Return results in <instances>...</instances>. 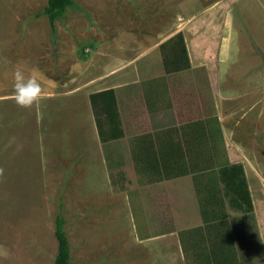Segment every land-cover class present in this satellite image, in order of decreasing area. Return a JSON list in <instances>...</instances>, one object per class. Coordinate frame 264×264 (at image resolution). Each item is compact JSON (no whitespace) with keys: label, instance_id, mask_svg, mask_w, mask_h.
Wrapping results in <instances>:
<instances>
[{"label":"rangeland","instance_id":"obj_1","mask_svg":"<svg viewBox=\"0 0 264 264\" xmlns=\"http://www.w3.org/2000/svg\"><path fill=\"white\" fill-rule=\"evenodd\" d=\"M47 3L0 0V264H55L58 214L66 220L72 264H181L178 221L205 220L195 204L183 206L184 199L193 201L187 198L193 195L187 181L181 182V201L175 186L167 191L163 184L146 185L132 165L129 138L102 143L103 153L87 139L66 141L72 138L69 131L87 134L90 128L82 111L76 116L75 105L66 114L65 101H57V95L72 93L87 109L91 93L99 89L161 74L158 44L180 32L194 61L203 51L210 57L227 54L222 79L230 74L239 81L229 84L235 93L223 105L222 122L233 142L231 159L243 166L253 212L246 216L226 196L215 209L226 215L222 220L234 233L241 263L264 264V0H74L56 20L55 31L41 14ZM148 54L158 62L149 61ZM128 61L131 73L124 72ZM16 67L41 80L38 105L16 104ZM205 80L202 70L181 71V125L214 116ZM134 86L136 112H123L127 133L148 127L138 108L142 89ZM218 145V160L229 161L224 139ZM213 170L198 174V183L217 178ZM193 186L197 192L202 188ZM218 187L223 191L222 184ZM140 209L144 214H137ZM166 230L176 233L165 244L138 239ZM184 257L185 264L196 263Z\"/></svg>","mask_w":264,"mask_h":264},{"label":"trees","instance_id":"obj_2","mask_svg":"<svg viewBox=\"0 0 264 264\" xmlns=\"http://www.w3.org/2000/svg\"><path fill=\"white\" fill-rule=\"evenodd\" d=\"M73 5L74 0H48L41 14L47 16L52 31L56 29V20ZM160 46L163 50V66L167 73L190 68L189 57L181 32L175 34ZM90 103L101 142L106 144L111 140L120 138L122 136L121 121L114 89L109 88L91 93ZM221 139L222 133L217 118L184 123L181 125V173H167L168 170H176L177 167L168 169L162 165L160 169L164 171L162 177L165 178L193 174L195 179L200 176L198 174L205 170L214 169V174H218L217 177L223 185V191H218L217 187L212 184H202L201 190L206 192L203 202L207 203L206 206L210 210L203 215L205 225L180 233L185 256L191 258V261L197 264H242L236 253L234 233L230 231V224H228V221L222 220L226 215H222L219 210L214 209L217 204L222 205L225 196L230 197L232 207L238 211H243L246 216L250 217L253 212L251 195L243 166L229 164L227 159L224 162L218 160L220 150H222L218 145ZM140 141L143 145L141 148L139 147L140 152L138 154L143 160L149 163L152 162L149 166L152 171L159 168L153 165V161L160 164L165 158H176L179 154L177 151L169 150V147L166 148V151H163L161 147L149 148L145 145V138ZM172 148L173 146H170V149ZM223 154L226 157L224 147ZM216 190L218 192H215ZM65 224V218L58 214L55 220V237L58 242L55 264H72L71 246L66 234Z\"/></svg>","mask_w":264,"mask_h":264},{"label":"crops","instance_id":"obj_3","mask_svg":"<svg viewBox=\"0 0 264 264\" xmlns=\"http://www.w3.org/2000/svg\"><path fill=\"white\" fill-rule=\"evenodd\" d=\"M176 34V33H175ZM175 34H172L170 37H168L166 39L169 40L171 37H173ZM166 41L161 42L160 44H158V46H160L161 44L165 43ZM187 42V41H186ZM221 46L222 51L225 50L224 46L220 43L218 44V46ZM186 46L188 53V57H189V62H190V68L187 70H191V71H197V70H202L205 74H206V80H205V86L208 87L209 89V94L211 92V96L213 98L214 101V106H215V114L214 116H211L207 119H202V120H210L212 118H217L220 121L221 124V130L223 133V137L222 140L224 139L226 148L228 150L227 154L229 155V164H237L236 162H233V160L231 159V151L232 149V141L230 140L231 136L227 135L226 131L223 129L225 128V124L222 122L223 119V115H225L224 112V104H228L231 99L233 98V94L235 93L234 89V85H238L239 81H236V83L234 82L233 79H231L230 74H228L226 79H222V77H224V66H228V64L226 62L228 61H224L227 58V54L222 55L221 57H218L219 55L216 54L215 57H210V55L208 54H201V58L198 60H193L191 57V53H190V48ZM219 46V47H220ZM142 56L144 55H140L137 56L136 60H141ZM149 57V58H148ZM148 59L150 61V59H152V61H156L158 62L156 59H154V57H150V55L148 54ZM222 57H226V58H222ZM220 58V59H219ZM128 60V59H127ZM130 60V59H129ZM132 61V60H131ZM131 61H128L129 63H127V67H125V71L124 72H129L131 73V71L133 70L131 68L130 63ZM223 61V62H221ZM162 62V59L160 60L159 63ZM219 63V66H218ZM224 63V64H223ZM126 64V63H125ZM226 64V65H225ZM222 65V66H221ZM162 66H163V62H162ZM221 66V67H220ZM164 67V66H163ZM127 68H129V70H126ZM150 69V68H149ZM164 69V68H163ZM224 69V70H223ZM152 71V70H151ZM185 71V70H184ZM118 71H116L114 74H116ZM221 72V74H219ZM230 73V71H229ZM122 73H120V75H115L116 77L121 76ZM233 77V76H232ZM235 78V76H234ZM202 82V84H204ZM230 83H235L232 87L229 86ZM92 84V83H91ZM135 84H140V89L141 90V96H138V98L142 101L140 102V106L138 108H143L144 110V114H145V121L148 123V127H146V129H144L143 131L140 132H136V133H127L126 131V127L125 125L122 126V120H123V115L125 111H130V113H132V110L135 111V105L134 104V100L136 99L134 94H132L133 92V88L135 87ZM254 86H258L257 84H252L250 87L253 88ZM219 87H225L226 90H224L223 93H225L223 95V93L221 91L218 90ZM112 88L115 91L116 94V100H117V109L119 112V117H120V121H121V132H122V136L120 138L111 140L109 142H113V143H118V142H123L124 140H128L129 138V142H130V147H129V151H130V156H131V160H132V165L136 167V169L138 168V172L140 173V176L143 177L145 179V183L146 185H153V184H163L167 186V191H168V186H175L176 191L178 192V197L181 201V182H185L187 181V188L189 187L191 189L192 192V196L187 197L189 200L193 201H188L190 204L185 203V199L183 200V206L184 208H188V209H194L195 205L197 206V208L201 209V215H205V213L209 212V208L206 207V203L203 202L204 196L206 194V192H204L203 190H200L199 192H197L196 188H194L193 186V182L196 185H198V187H200L202 184L207 183V184H212L214 187H217V190L219 191V187L220 186V181H219V177H213V178H209L208 176H206V178L203 180V182L201 183V181H199L198 183V178L195 179L193 181V174L192 176H190L191 174L185 175V176H177V177H173V178H165L162 177L163 176V172L162 170H160L162 168V165L168 169H172L175 168L176 170H166L167 173L169 174L170 172H176V173H181V70L176 71V72H170L167 73L165 70H163V72L159 75L150 77L148 79H145V81L141 82L138 80H133V82L131 83H124V84H117V85H113V86H109V87H104L102 89H99V91L101 90H105V89H109ZM126 88H129L130 90H127ZM238 91V90H237ZM241 91V90H239ZM118 93L120 94V96H118ZM72 93H67L62 95L61 97H59L60 95H57V101H65V111L67 112L66 114L70 113V108L68 107L69 105H75L76 109L74 110L77 114L76 116L82 111L83 112V116L87 121V126L90 128L89 131H86L87 134L84 133V131L82 130V132H77V133H70L69 134L72 138H66V141L69 140H76V141H83L84 143L85 140L87 139V144L92 143L94 146H98L97 150L101 151L103 153V148L101 147L102 142L99 139V135L97 132V128L93 125V122L95 123V120L92 117L91 114V103H88V108L86 109L85 106L81 105L80 103L78 104V101H75V97H73L74 95ZM229 97V99H228ZM74 100V101H73ZM230 100V101H228ZM222 101L225 102L222 104ZM72 103V104H71ZM131 103V104H130ZM67 104V105H66ZM129 104V106H128ZM125 106V107H124ZM83 124V122H82ZM76 126H81V123L76 124ZM124 127V128H123ZM96 129V130H95ZM96 131V133H95ZM88 135H90V137H88ZM74 138V139H73ZM145 138L146 140V146H148L149 148L151 147H161V149H163V151H166L169 147V150L171 151H177V157L176 158H170V159H164L162 162L157 163L156 161H153V165L156 167H159L158 170L156 171H152L150 170L149 166L152 164L143 160L141 158V156L138 154L140 152V148L143 145L141 143V139ZM70 142V141H69ZM236 142V141H235ZM237 143V142H236ZM170 146H173L172 149H170ZM140 147V148H139ZM167 148V149H166ZM232 149V150H231ZM138 154V155H137ZM105 156L101 158V161H99V165L103 166L105 165ZM241 163H243V160H240ZM104 167V166H103ZM148 167V168H147ZM99 168V166H98ZM103 170V168H101ZM218 168H216L217 170ZM214 174V173H213ZM201 180V179H200ZM210 180H212V182H210ZM185 184V185H186ZM219 184V185H218ZM199 189V188H198ZM215 192H218V191ZM199 193V194H198ZM198 195L199 200L196 199ZM202 197V198H201ZM186 198V197H185ZM138 201V200H137ZM196 201V203H195ZM199 201V202H198ZM202 205H201V203ZM181 203V202H180ZM193 203V204H192ZM138 204V202H137ZM192 204V205H191ZM195 204V205H194ZM224 204V202H223ZM181 205V204H180ZM202 206H204V208H202ZM216 207V206H215ZM222 207V205H221ZM128 208L132 209V205H129ZM136 208V207H135ZM215 209V208H214ZM212 211V209H211ZM181 212V211H179ZM138 215H142L144 214L143 210L140 209V211L137 212ZM223 215V213H222ZM181 216V214H180ZM203 220V219H202ZM199 220V218L196 216V219L194 222L192 223H186L181 221H178L179 223H181V229L179 230L180 233L183 231H187V230H193L195 228L198 227H203L205 225V222ZM170 230V229H169ZM178 231V232H179ZM174 233H176V231H170L168 232V230H166V232H163L162 234L158 235V236H143V237H138L139 241L141 242H149L151 240H156L155 243L157 244H165V238L168 236H173ZM180 233H177V237H178V241L181 247V264H185V253L183 251V247H182V243H181V237H180ZM193 262V261H192Z\"/></svg>","mask_w":264,"mask_h":264},{"label":"clouds","instance_id":"obj_4","mask_svg":"<svg viewBox=\"0 0 264 264\" xmlns=\"http://www.w3.org/2000/svg\"><path fill=\"white\" fill-rule=\"evenodd\" d=\"M37 70L33 69V72ZM13 97L17 105L31 108L43 99V85L37 75H26L21 67L13 69Z\"/></svg>","mask_w":264,"mask_h":264}]
</instances>
